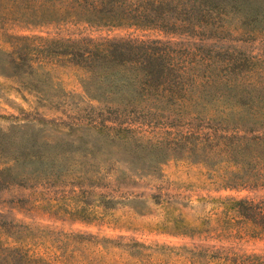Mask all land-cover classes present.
<instances>
[{
  "label": "rangeland",
  "instance_id": "rangeland-1",
  "mask_svg": "<svg viewBox=\"0 0 264 264\" xmlns=\"http://www.w3.org/2000/svg\"><path fill=\"white\" fill-rule=\"evenodd\" d=\"M60 3L0 0V264H21L19 255L47 264H221L224 255L264 256V235L226 209L230 200L263 199L264 191L220 190L185 160L141 178L100 155L68 154L78 138H92L84 126L100 106L83 93L85 71L52 52L75 41L158 40L264 61V35L187 40L97 26L75 20ZM34 138L35 145L48 140L58 162L12 181L7 161Z\"/></svg>",
  "mask_w": 264,
  "mask_h": 264
},
{
  "label": "trees",
  "instance_id": "trees-1",
  "mask_svg": "<svg viewBox=\"0 0 264 264\" xmlns=\"http://www.w3.org/2000/svg\"><path fill=\"white\" fill-rule=\"evenodd\" d=\"M60 4L77 21L159 31L187 40L264 35V0H61ZM55 46L59 47L52 51L54 57H66L85 71L83 93L100 106L92 108L84 126L92 138H78L80 145L68 154L88 152L93 160L100 155L104 163L119 164L141 178L156 176L169 160H185L202 167L220 190L264 191V61L258 56L158 40H84ZM36 142L34 138L7 161L13 164L6 169L13 170L12 181L37 177L58 162L48 140ZM89 147L93 149L87 151ZM229 203L226 209L239 221L264 235V198ZM19 257L21 264H47ZM219 260L264 264V256L255 255H224Z\"/></svg>",
  "mask_w": 264,
  "mask_h": 264
}]
</instances>
